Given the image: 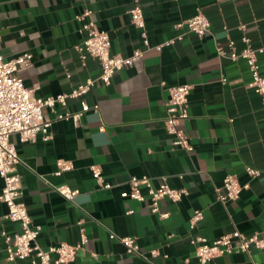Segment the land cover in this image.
Here are the masks:
<instances>
[{
	"label": "crops",
	"instance_id": "0c3cea01",
	"mask_svg": "<svg viewBox=\"0 0 264 264\" xmlns=\"http://www.w3.org/2000/svg\"><path fill=\"white\" fill-rule=\"evenodd\" d=\"M136 3L144 12L149 48L131 20ZM86 10L109 34L113 55L146 52L109 85L97 80L100 62L82 59L75 49L85 38L82 26L88 18L78 17ZM200 13L211 23L204 37L176 28ZM179 35L182 40L165 45ZM244 37L254 48L264 46V0H0V54L6 60L32 55V65L20 76L26 87L36 88L34 96L71 94L95 80L86 95L45 110L52 123L50 139L43 133L25 143L18 135L11 137L21 159L22 201L41 229V247L79 245L84 235L85 244L69 264H201L193 240L212 243L235 231L248 236L264 232V102L249 86L246 60H234L229 53L230 41L238 53L245 49ZM259 66L264 76V55ZM179 85L191 88L189 118L181 126L192 151L174 146L165 128L170 88ZM85 102L99 110L85 112L79 124L59 119L81 112ZM60 161L72 168L58 175ZM94 166L101 168L109 188L94 178ZM247 167L260 175L251 177ZM227 175L249 188L224 203L219 197ZM133 176L186 194L177 202L162 199L154 213L149 197L138 202L123 196L131 191ZM3 186L0 177V195ZM62 186L79 194L69 201L57 190ZM196 211L202 219L191 227ZM7 213L0 200V264H32L7 259L3 233L19 232ZM126 237L135 239L141 254L127 252L121 242ZM254 263L264 264V250L215 261Z\"/></svg>",
	"mask_w": 264,
	"mask_h": 264
},
{
	"label": "built area",
	"instance_id": "2783aa9c",
	"mask_svg": "<svg viewBox=\"0 0 264 264\" xmlns=\"http://www.w3.org/2000/svg\"><path fill=\"white\" fill-rule=\"evenodd\" d=\"M92 11L86 10L78 17L84 21L82 32L85 38L80 45L75 47L82 59L88 57L97 59L101 64V74L97 80L105 85H109L114 75L124 69L132 67L140 61L144 55V50H136L130 57L113 55L110 49L109 34L101 31L96 22L90 17ZM132 23L141 30L144 45L149 48V37L146 30L145 17L142 7L136 3L131 10ZM211 23L208 17L202 13L182 21L176 25L178 29H185L202 38L210 30ZM183 35L177 39L167 42L165 45L173 44L177 40H182ZM246 44L245 49L238 53L235 43L230 41V57L234 60L243 58L246 60L251 74L249 86L261 95L264 102V76L260 73L259 57L264 55V46L254 48L250 39L243 38ZM164 45L156 49L161 50ZM218 52L224 55L226 52L222 47ZM32 55L27 53L15 59L6 60L0 54V177L4 186L0 195V200L8 208L6 217L19 225V232L14 236L3 233L6 242L7 259L9 261L30 259L32 264H69L76 259L78 251L86 242V237L82 236V243L79 245H69L61 243L44 249L38 243L40 227L33 224L29 210L22 201V179L18 172V165L21 163L17 147L12 142L11 137L18 135L21 143L35 141L40 133L45 135V139H50L49 130L51 121L45 117V110L53 108L56 104L66 105L69 98H79L86 95L95 85V80H88L79 85L71 94H59L46 98L34 96L35 89L26 87L20 72L28 69L32 65ZM191 88L188 85H179L170 88V97L167 102V116L165 118V128L172 137L174 146L186 151H192L189 136L182 129V123L189 118V95ZM90 110L98 111L99 105L90 106L83 104L82 111L76 114H61L59 119H72L75 123L80 122L81 116ZM103 130V129H102ZM72 168L68 161L59 162L58 175ZM247 173L251 177H258L260 171L253 167H247ZM94 178L99 184H104L105 188L110 185L104 182L102 170L98 166L92 167ZM131 191L123 193L124 197H131L138 202H146L147 197L151 201V209L154 213L159 212V202L168 198L173 202L180 201L186 194L184 189H173L168 184L162 183L158 187L151 184L147 176L130 179ZM249 185H242L235 175H227L223 182V190L220 193V200L224 203L237 200L241 193L248 189ZM143 189L147 193L144 194ZM60 194L67 200L73 201L79 191L69 186L58 187ZM167 215H164L166 217ZM202 219V212L196 211L191 219V227ZM111 238H115L111 235ZM129 254H141L135 239L132 237L122 238ZM196 244V256L201 264H215L217 258L233 253L251 252L253 249L264 250V232L254 235H245L240 231H235L223 235L212 243L204 238L192 241ZM153 256L158 252L154 251ZM55 255V258L53 257ZM257 264V263H254Z\"/></svg>",
	"mask_w": 264,
	"mask_h": 264
}]
</instances>
